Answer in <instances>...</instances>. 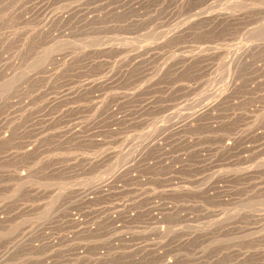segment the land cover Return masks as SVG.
Segmentation results:
<instances>
[{
  "label": "rangeland",
  "instance_id": "obj_1",
  "mask_svg": "<svg viewBox=\"0 0 264 264\" xmlns=\"http://www.w3.org/2000/svg\"><path fill=\"white\" fill-rule=\"evenodd\" d=\"M0 264H264V0H0Z\"/></svg>",
  "mask_w": 264,
  "mask_h": 264
}]
</instances>
